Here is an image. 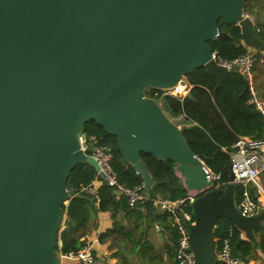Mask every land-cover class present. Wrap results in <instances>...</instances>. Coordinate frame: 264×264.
<instances>
[{"label": "water", "instance_id": "water-1", "mask_svg": "<svg viewBox=\"0 0 264 264\" xmlns=\"http://www.w3.org/2000/svg\"><path fill=\"white\" fill-rule=\"evenodd\" d=\"M246 1L0 0V264H73L56 250L70 173L86 162L105 177L80 143L90 120L115 136L143 178L146 200L153 179L142 153L174 162L193 198L197 264H217L220 217L255 243L264 210L248 217L237 208L232 160L219 194L216 174L182 128L145 95L201 66L217 87L226 80L231 70L215 61L208 43L228 36L220 19L240 26L246 46L264 49Z\"/></svg>", "mask_w": 264, "mask_h": 264}, {"label": "trees", "instance_id": "trees-1", "mask_svg": "<svg viewBox=\"0 0 264 264\" xmlns=\"http://www.w3.org/2000/svg\"><path fill=\"white\" fill-rule=\"evenodd\" d=\"M244 6L245 10L250 9L248 1ZM263 26L264 24L258 21L255 31L264 40ZM218 27L220 31L227 32L228 36L209 40L208 43L213 51H217L218 55L224 58L234 59L246 50L240 26L220 19ZM256 50L257 66V61L261 59L262 49L256 48ZM186 78L193 84L190 91L193 97L186 96L181 101L174 95H166L163 107L169 116L185 113L189 117L190 123L182 126L186 140L191 149L218 176L216 179L218 192L223 194L229 184L232 145L240 135L263 137L264 115L256 104L250 101V94H243L247 80L237 69L231 70L226 80L218 87L216 86L217 77L205 66L196 68ZM84 131L88 135L96 134L102 137L103 142L112 145L114 150L112 166L121 183L130 187L143 185V178L122 156L115 136L107 133L95 120L88 121ZM142 157L153 179L151 197L147 200L143 198L135 205H131L125 195H118L115 187L105 183L99 185L97 195L83 190L82 187L92 182L97 176L92 165L84 162L71 171L68 184L73 185L75 189L72 190L68 204L64 206L66 217L57 235V252L67 254L81 248L91 231L90 222L93 221V225H96L98 212L109 210L115 222L111 228L102 233L101 240H105L108 236L117 238L131 236L135 227L127 228L116 221L117 213L123 212L124 216L135 220L137 225L143 218H147L149 223L162 224L170 236V242L167 244L168 250L174 258L176 257L177 231L171 225L172 214L158 209L154 204V199L158 197L170 200L186 198L187 190L175 174L174 162L171 159H159L151 153H142ZM242 190L243 186L235 183L236 202ZM250 190L256 198V188L250 187ZM185 207L193 213L190 202ZM230 227L234 230L231 236L233 254L246 262L248 258L253 257V244L243 236V231L227 217H220L216 222V248L220 247ZM261 231L262 225L255 229V233ZM260 246L264 249V233L261 234ZM217 264L220 263L217 261Z\"/></svg>", "mask_w": 264, "mask_h": 264}, {"label": "built area", "instance_id": "built-area-1", "mask_svg": "<svg viewBox=\"0 0 264 264\" xmlns=\"http://www.w3.org/2000/svg\"><path fill=\"white\" fill-rule=\"evenodd\" d=\"M213 58L218 64L229 70H239L250 87V101L255 103L264 115V99L260 98L255 81L256 55L254 48L246 46V50L234 59L224 58L218 55L217 51H213ZM192 87L193 84L185 77L169 88H149L148 93H145V95L154 98L163 107L164 96L174 95L183 101ZM169 117L181 128L186 123H190V119L185 113ZM79 139L82 148L93 155L101 171L105 174V177H102L101 174L97 173L92 182L82 187L83 190L97 195L99 185L105 183L115 187L119 194L125 195L131 205H135L144 198L143 185L130 187L119 181L112 166L114 150L111 144L103 142L102 137L96 134L88 135L84 130L79 134ZM230 154L235 183L243 186L236 206L243 215L255 216L261 212L264 206V188L260 181L261 174L264 172V136L256 138L250 135H240L232 145ZM251 186L256 188L259 194L256 198L251 193ZM68 189L71 194L75 187L68 184ZM192 200L193 198L189 195L186 198L177 200L160 197L154 199V204L157 207L172 214L177 231L176 259L178 264H197L195 253L191 247L190 231V225L194 223V215L185 207L188 202L192 203ZM233 231V227H230L227 236L222 239L220 247L216 248V261L220 264H246L243 259L233 254L231 244ZM61 257L80 264H94L96 247L93 241L87 240L78 250L62 254Z\"/></svg>", "mask_w": 264, "mask_h": 264}, {"label": "crops", "instance_id": "crops-1", "mask_svg": "<svg viewBox=\"0 0 264 264\" xmlns=\"http://www.w3.org/2000/svg\"><path fill=\"white\" fill-rule=\"evenodd\" d=\"M248 1L250 2L251 0ZM262 2L263 0H252L251 3L248 4L250 9L245 10L247 14H250L253 17L255 25H257L258 21H261L264 24V16L262 14L261 16L258 14V6H261ZM254 51L256 52L257 50L254 48ZM260 55L261 57H263L264 51H261ZM263 69L260 66H256L255 70V81L258 86L260 98L262 99H264ZM260 181L264 188V172L261 174ZM258 195L259 194L257 193V196ZM157 208L163 210L159 207ZM263 210L264 206L261 211ZM116 221L120 224L125 225L127 228L135 227L130 234V237L117 238L115 236H108L105 238V240H101L100 237L102 233L108 228H111L115 222V218H113L112 212L109 210L98 212L96 225H93V221L90 222L91 231L86 237L87 240H91L95 244L96 263L178 264V262L176 263V257L174 258V256H172V254L168 250L167 244L170 242V236L169 232L164 228L162 224L158 222L149 223L147 218H143V220L138 222L137 225V222L135 220L129 219L128 217L124 216L123 212L117 213ZM171 225L175 228L173 217ZM261 225L262 231L255 233L256 241L255 243H252L254 247L253 257L248 258V261L245 262L246 264H264V249H262V247L260 246L261 234L264 233V221ZM243 236L246 237L244 232ZM67 263L79 264L76 261Z\"/></svg>", "mask_w": 264, "mask_h": 264}, {"label": "rangeland", "instance_id": "rangeland-1", "mask_svg": "<svg viewBox=\"0 0 264 264\" xmlns=\"http://www.w3.org/2000/svg\"><path fill=\"white\" fill-rule=\"evenodd\" d=\"M252 1V0H251ZM251 1L249 2L248 1V4H250L251 3ZM259 7V10H258V14L261 16V14L264 16V0H263V2H262V5L261 6H258ZM254 20V19H253ZM255 27H256V25H255ZM253 48H255V47H253ZM256 49V48H255ZM262 51H264V49L262 50ZM257 66H260V67H262V69L264 68V56L263 57H261V59L260 60H258L257 61ZM255 70H256V67H255ZM263 71H264V69H263ZM256 73V72H255ZM256 75V74H255ZM62 228V227H61ZM61 230V229H60ZM61 243V241H59V244ZM58 254H59V256H61L62 255V253H60V252H57ZM64 261L66 262H74V261H71V260H68V259H64Z\"/></svg>", "mask_w": 264, "mask_h": 264}]
</instances>
